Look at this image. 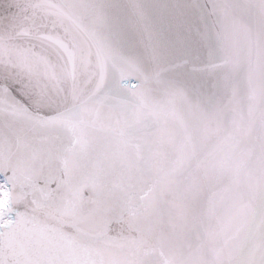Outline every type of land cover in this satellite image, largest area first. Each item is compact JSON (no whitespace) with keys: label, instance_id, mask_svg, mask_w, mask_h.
I'll return each instance as SVG.
<instances>
[{"label":"snow or ice","instance_id":"1","mask_svg":"<svg viewBox=\"0 0 264 264\" xmlns=\"http://www.w3.org/2000/svg\"><path fill=\"white\" fill-rule=\"evenodd\" d=\"M0 264H264V0H0Z\"/></svg>","mask_w":264,"mask_h":264}]
</instances>
